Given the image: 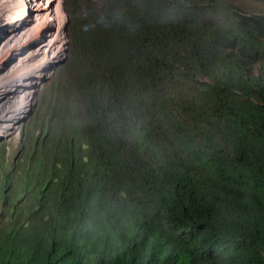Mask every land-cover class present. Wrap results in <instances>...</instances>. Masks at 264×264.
<instances>
[{"label": "trees", "instance_id": "obj_1", "mask_svg": "<svg viewBox=\"0 0 264 264\" xmlns=\"http://www.w3.org/2000/svg\"><path fill=\"white\" fill-rule=\"evenodd\" d=\"M251 4L64 0L67 58L0 175V264H264Z\"/></svg>", "mask_w": 264, "mask_h": 264}, {"label": "bare ground", "instance_id": "obj_2", "mask_svg": "<svg viewBox=\"0 0 264 264\" xmlns=\"http://www.w3.org/2000/svg\"><path fill=\"white\" fill-rule=\"evenodd\" d=\"M65 26L54 0H0V123L7 130L23 118L38 81L64 54Z\"/></svg>", "mask_w": 264, "mask_h": 264}, {"label": "rangeland", "instance_id": "obj_3", "mask_svg": "<svg viewBox=\"0 0 264 264\" xmlns=\"http://www.w3.org/2000/svg\"><path fill=\"white\" fill-rule=\"evenodd\" d=\"M54 2H56V10L59 11V7H60V0H54ZM62 3H64V0H61ZM252 7L256 8V9H263L264 6L262 5H258V4H251ZM66 13V11H65ZM67 20V19H66ZM61 21L59 20L58 23H60ZM66 23V27H67V21ZM61 25V23H60ZM62 28V26H60ZM56 34V33H55ZM67 44H68V38H67V34H66V30H65V52L64 54L61 56V58L56 61L54 63V65L49 69L48 74H46V77H44L42 80L38 81V85L37 88L35 89L36 92L34 93V97H33V101L31 103V106L29 107V109L27 110L26 114L23 116V118L20 120L21 121V131H20V137L23 134V130L26 129V123H27V127H32L34 132H36L39 127L38 124L35 123V117L38 118L37 115H35L37 113V111H39L40 106L43 102H41V97L43 95L46 94V91L48 89V86L50 85V81L51 79L54 78V76L56 75L58 68L65 62L66 58H67ZM18 139V138H17ZM11 138L9 140L3 139L2 142H4L5 144V150L7 149L8 154H9V158H13L15 157L17 151L19 150V143L18 140ZM11 160V161H12ZM5 163V158L3 156V154L0 152V175H2V173L4 171H8L10 165H6Z\"/></svg>", "mask_w": 264, "mask_h": 264}, {"label": "clouds", "instance_id": "obj_4", "mask_svg": "<svg viewBox=\"0 0 264 264\" xmlns=\"http://www.w3.org/2000/svg\"><path fill=\"white\" fill-rule=\"evenodd\" d=\"M62 5H63L62 6V8H63L64 7V3H62ZM64 10H65V8H64ZM66 16H67V13H66ZM0 33H2V32H0ZM3 33H4V31H3ZM20 131H21V121L20 120L19 121H15V123H14V125L12 127V130H7L4 127V123H0V147L3 148L2 154H3L4 158H5V164L8 165V166L11 165V162L13 160H12V158H9L8 151H7V149L5 150L6 146H5L4 142H2V141H3V139L9 140L11 138H14V139L18 138L17 140H18L19 147H20V142L22 140V138L20 137ZM17 153H18V151H17ZM15 157H16V155H15Z\"/></svg>", "mask_w": 264, "mask_h": 264}, {"label": "water", "instance_id": "obj_5", "mask_svg": "<svg viewBox=\"0 0 264 264\" xmlns=\"http://www.w3.org/2000/svg\"><path fill=\"white\" fill-rule=\"evenodd\" d=\"M63 6V5H62ZM63 9H64V7H63ZM67 23H68V17H67ZM65 30H66V26H65Z\"/></svg>", "mask_w": 264, "mask_h": 264}]
</instances>
